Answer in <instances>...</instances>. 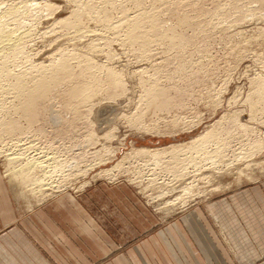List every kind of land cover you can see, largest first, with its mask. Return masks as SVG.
<instances>
[{
  "label": "rangeland",
  "instance_id": "rangeland-1",
  "mask_svg": "<svg viewBox=\"0 0 264 264\" xmlns=\"http://www.w3.org/2000/svg\"><path fill=\"white\" fill-rule=\"evenodd\" d=\"M28 1L0 57L24 80L0 92V214H43L95 264L169 228L230 257L264 229V0Z\"/></svg>",
  "mask_w": 264,
  "mask_h": 264
},
{
  "label": "crops",
  "instance_id": "crops-1",
  "mask_svg": "<svg viewBox=\"0 0 264 264\" xmlns=\"http://www.w3.org/2000/svg\"><path fill=\"white\" fill-rule=\"evenodd\" d=\"M26 217L21 225L15 214H0V264H95L94 260L80 255L84 250L63 246L61 232L55 233L43 214ZM183 231L176 228L161 231L160 239H155L152 245L153 251L144 243L134 249L132 256H121L106 264H182L177 260L175 250L184 261L187 257V264H264V229L252 228L250 232L232 238L227 251L230 257L223 255L222 246L212 251L196 227L187 230L196 237L200 253H194L186 239V231Z\"/></svg>",
  "mask_w": 264,
  "mask_h": 264
},
{
  "label": "bare ground",
  "instance_id": "bare-ground-1",
  "mask_svg": "<svg viewBox=\"0 0 264 264\" xmlns=\"http://www.w3.org/2000/svg\"><path fill=\"white\" fill-rule=\"evenodd\" d=\"M15 1H18L19 3H20V5H24L25 4V2L26 3H31V1H28V0H0V57L2 58V56L1 55H3L4 56V54H7V55H11V56H14L15 58H17V57H20L19 55H22V47H21V43H23V39H24V37H25V34L27 33H23V31L21 32V33H19V34H16L17 33V30H19V28L17 29V27H16V29L17 30H15L14 28H13V26H11V24L12 23H15L16 21H17V19H20V18H18V4L19 3H17V5L18 6H16L15 5ZM36 1V0H35ZM33 4H34V2H32ZM33 4H30V6H32ZM29 4H27V6H28ZM36 5V4H35ZM24 6H26V5H24ZM29 6V7H30ZM21 7H19V9H20ZM23 8H25V7H23ZM29 9V8H28ZM20 10H22V9H20ZM31 10V9H30ZM22 11H24L25 12V10L23 9ZM92 10L91 9H89V8H87V9H85L84 11H82L83 13V15L84 14H87V15H91L90 13H93L94 14V12H91ZM24 12H22L23 13V15H25V13ZM28 11H26V13H27ZM30 12V11H29ZM32 13V12H31ZM30 14V13H29ZM33 14V13H32ZM31 14V15H32ZM82 14H80V12L77 14V18H76V23L80 20V18L82 17ZM20 15V17H21V15L22 14H19ZM127 16V15H126ZM23 17V16H22ZM30 17V16H29ZM129 19V18H128ZM21 20V19H20ZM126 20V19H125ZM151 20V19H150ZM135 21V20H134ZM18 22V21H17ZM126 22V21H125ZM139 22V21H138ZM75 23V22H74ZM134 24H135V22H133ZM17 24V23H16ZM20 24V23H19ZM134 24L131 26L132 28H134L135 26H137V25H139V24H135V26H134ZM18 25V24H17ZM16 26V25H15ZM109 27V26H108ZM130 27V26H129ZM130 27V28H131ZM137 27H139L140 28V26H137ZM126 28H128V27H126ZM130 28L129 29H127V32L129 33V30H130ZM131 28V29H132ZM137 29V28H136ZM22 30V29H21ZM134 31H136L135 30V28H134ZM133 30H132V32H134ZM131 31H130V33L129 34H127V35H129L130 36V39H133L134 38V35H133V33H132ZM138 32V31H137ZM75 33H77V32H75ZM134 34H136V33H134ZM139 36V34L137 35V37L136 38H139L138 37ZM80 37V36H79ZM129 39V38H128ZM129 39V40H130ZM135 39V38H134ZM24 41H25V39H24ZM131 41H135V40H131ZM131 43V42H130ZM5 57V56H4ZM11 58H13V57H11ZM10 58V59H11ZM9 59V58H8ZM4 60H6V59H4ZM2 61V60H1ZM1 61H0V63H1ZM13 61V60H12ZM17 61V60H16ZM11 62V61H10ZM2 67L0 68V92L1 93H3V92H5V91H7V90H10L11 89V91H12V89L13 90H15L16 92H19V91H22L23 89H24V80L21 78V77H16V80H15V83H14V85H13V83H12V85L11 84H9V82H8V70H7V68H6V64L4 65V63L2 62ZM1 65V64H0ZM13 66V65H12ZM15 66H16V64H15ZM8 67V66H7ZM14 67V66H13ZM11 68V67H10ZM54 71H60V70H65L64 69V67H63V65H57L54 69H53ZM11 72H13V71H11ZM19 73V72H18ZM9 75H10V73H9ZM12 77V76H11ZM13 79H14V77H12ZM11 78V79H12ZM42 85H40V87H41ZM39 91L41 92V89H39ZM38 91V92H39ZM0 93V94H1ZM5 93H7V92H5ZM10 96V95H9ZM7 97V96H6ZM39 97V96H38ZM41 98V97H40ZM155 99V98H154ZM156 101H158V100H156ZM3 102V101H2ZM1 103V102H0ZM10 129V128H9ZM202 139V138H201ZM205 139V138H204ZM208 139V138H207ZM198 140V139H197ZM199 141H201V140H199ZM198 141V142H199ZM195 142H197V141H195ZM195 142L193 143L195 146H196V144H198V143H196L195 144ZM201 142H203V141H201ZM200 142V143H201ZM193 144H190L191 146L193 145ZM202 144V143H201ZM189 145V146H190ZM195 146H194V148H195ZM199 147V146H198ZM189 148V147H188ZM192 148V147H191ZM172 149V148H171ZM193 149V148H192ZM144 149H142V148H140V149H138L136 152H137V154L139 155L141 152H144L143 151ZM173 150V149H172ZM189 150H191V149H189ZM188 150V151H189ZM160 154V153H159ZM169 154V153H168ZM40 163H38V162H32V165L31 164H26V165H22V167L23 168H25L26 170H30L31 169V167L33 168V167H35V166H38ZM22 168V169H23ZM107 177H108V175H106Z\"/></svg>",
  "mask_w": 264,
  "mask_h": 264
}]
</instances>
